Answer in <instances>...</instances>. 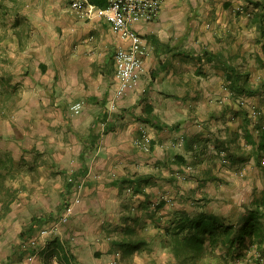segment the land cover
<instances>
[{
	"label": "crops",
	"instance_id": "1",
	"mask_svg": "<svg viewBox=\"0 0 264 264\" xmlns=\"http://www.w3.org/2000/svg\"><path fill=\"white\" fill-rule=\"evenodd\" d=\"M233 4L163 0L159 17L134 25L146 40L145 71L137 86L117 97L115 55L129 42L105 16H83L70 0H0V166L11 171L8 183L18 189L0 219V264H144L143 253L120 256L112 242L121 225L143 224L124 218L139 216L131 207L145 194L129 195L121 182L168 175L161 161L177 150L191 156L186 147H174L176 138L194 136L201 131L197 124H208L206 135L214 138L226 126L212 118L222 107L218 100H229L218 66L205 63L206 74H197L200 63L188 52L253 49ZM239 62L249 64L244 55ZM76 102L83 103L79 113L71 109ZM152 115L182 125L157 129L145 121ZM144 132L150 151L136 142ZM248 162V178L230 191L245 189L251 199L255 184L263 188V175ZM167 186L159 182L146 191L154 200ZM70 203L74 214L47 245L27 247V239L53 225ZM35 217L40 222L22 236Z\"/></svg>",
	"mask_w": 264,
	"mask_h": 264
},
{
	"label": "trees",
	"instance_id": "2",
	"mask_svg": "<svg viewBox=\"0 0 264 264\" xmlns=\"http://www.w3.org/2000/svg\"><path fill=\"white\" fill-rule=\"evenodd\" d=\"M89 1L101 8L111 2ZM240 4L232 9L235 17L244 21L241 27L253 34L250 52L241 54L239 49L226 54L207 48L188 52L200 63L197 74H206L205 63L218 66L229 100H218L222 107L212 118L222 119L226 126L214 138L206 135L211 132L208 124H197L201 131L194 136L176 138L174 147H186L191 156L177 150L161 161L158 166L169 169L168 175L156 172L122 180L129 195L145 194V198L131 207L132 211L139 210V216L124 218L126 223L133 219L143 223L142 229L121 225L118 235L112 237L120 256L143 253L138 255L145 258L144 264H230L247 256L253 258L255 252L260 264L264 257V0H243ZM248 54L253 65L242 67L239 57L244 55L247 61ZM146 107L150 115L153 106ZM145 121L157 129L173 130L182 125V121H158L153 115ZM205 159L210 161L204 168L200 165ZM251 159L262 171L263 188L255 184L251 200L238 215L220 212V205L232 203L228 191L248 178L246 165ZM10 174L0 166V219L7 215L18 191L8 183ZM159 182L168 186L153 200L146 188ZM226 185H231L230 189H224ZM39 222L33 218L21 235L32 233Z\"/></svg>",
	"mask_w": 264,
	"mask_h": 264
},
{
	"label": "built area",
	"instance_id": "3",
	"mask_svg": "<svg viewBox=\"0 0 264 264\" xmlns=\"http://www.w3.org/2000/svg\"><path fill=\"white\" fill-rule=\"evenodd\" d=\"M162 3L163 0H111L107 8H98L89 0H71L70 6L83 16H105L112 24L114 31L129 42L127 46H121L115 55L117 97H122L128 89L137 86L145 71V56L148 54L146 40L134 25L139 21H152L159 17ZM71 109L79 113L83 109V103L76 102ZM150 138L149 134L144 132L136 142L142 149L149 151ZM128 190L131 191V188L129 187ZM74 210L73 203H70L53 225L42 227L37 235L27 239V247L37 248L41 243L46 246L49 235L59 225L67 223L74 214ZM28 257L33 260L35 253H29Z\"/></svg>",
	"mask_w": 264,
	"mask_h": 264
},
{
	"label": "rangeland",
	"instance_id": "4",
	"mask_svg": "<svg viewBox=\"0 0 264 264\" xmlns=\"http://www.w3.org/2000/svg\"><path fill=\"white\" fill-rule=\"evenodd\" d=\"M243 0H235V4H233L232 6H235V7H238L239 5H241L240 3L242 2ZM252 39H253V34L252 32H250V34L247 36L246 38V43L250 44L251 45V42H252ZM250 52V50H249ZM247 58H248V63L249 65H253V57H249V54L247 55ZM246 59V58H245ZM242 67H244V63L242 65ZM258 76L256 75L255 78L256 80L259 78H257ZM231 186V185H230ZM228 185H226L224 187V189H230ZM223 189V190H224ZM229 192V191H228ZM229 193H232L231 194V204H227V205H220L219 207V211L220 212H223L225 214H234V215H238V213L240 212V210H242L243 208V205H245V203H248L250 200H249V194L247 192V190L245 191V189L243 190H238V191H230ZM251 193V191H250ZM226 206V207H225ZM254 251V250H253ZM257 252H255V257H250V256H247L245 259H237L236 261L234 262H231L230 264H258L257 263V257H259L258 253L256 254ZM257 255V256H256ZM222 263V261H221Z\"/></svg>",
	"mask_w": 264,
	"mask_h": 264
}]
</instances>
